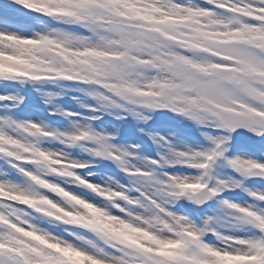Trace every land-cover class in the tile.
<instances>
[{
  "label": "snow or ice",
  "instance_id": "obj_1",
  "mask_svg": "<svg viewBox=\"0 0 264 264\" xmlns=\"http://www.w3.org/2000/svg\"><path fill=\"white\" fill-rule=\"evenodd\" d=\"M0 83V264H264V0H0Z\"/></svg>",
  "mask_w": 264,
  "mask_h": 264
},
{
  "label": "rangeland",
  "instance_id": "obj_2",
  "mask_svg": "<svg viewBox=\"0 0 264 264\" xmlns=\"http://www.w3.org/2000/svg\"><path fill=\"white\" fill-rule=\"evenodd\" d=\"M7 84L8 85L6 84L0 85V93L5 92V91L16 92L19 90L25 96L26 105L24 106L23 110L19 112L20 116L22 117L31 116L32 118L42 117L45 123H47L51 128H55V129L63 130L64 128L68 126L69 124L68 119H65L62 116L51 117L48 115V111L50 109L48 108L47 105L44 104L43 100L39 97V94L33 88H31L32 86L25 85L24 88L21 89L19 85H12L11 83H7ZM36 87H39V85H36ZM63 87H64L63 93L55 98V102L56 104L60 105L65 110L72 111V112L82 111V109H80V105L72 97H79L80 100H82L84 103L89 104V105H92L95 103L92 97H87L85 96V94L77 92V91H71L70 89L72 88V85L68 84L67 82L64 83ZM42 90L52 91V92H61V88H58L55 85H45ZM2 110L3 109H0V111ZM111 118L113 119L112 122L106 121V120H110ZM57 119H59V121L56 123L55 120ZM159 119L160 118L156 117V120H159ZM156 120L154 119V122L150 121L149 123L151 125L153 123L156 124L155 122ZM114 122H115L114 118L111 116H108L107 114H105L102 117V121H101V123H105V124H111ZM129 125L127 127H129ZM44 146L51 148L53 150L62 147V145L58 143H51V144L46 143ZM70 152H71V156L74 158L87 159V154L84 153L80 148L73 147L72 149H70ZM114 168L115 166L112 165L110 162H104L103 164H100L96 168L84 169L81 171L87 172L91 170L95 172L96 173L95 179L99 181L101 175H103L105 171H108L110 174L111 170ZM238 197L240 199H246V196L243 192L239 193Z\"/></svg>",
  "mask_w": 264,
  "mask_h": 264
}]
</instances>
